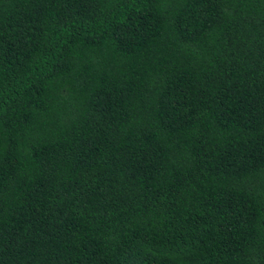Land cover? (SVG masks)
<instances>
[{
  "label": "trees",
  "instance_id": "1",
  "mask_svg": "<svg viewBox=\"0 0 264 264\" xmlns=\"http://www.w3.org/2000/svg\"><path fill=\"white\" fill-rule=\"evenodd\" d=\"M0 264H264V0H0Z\"/></svg>",
  "mask_w": 264,
  "mask_h": 264
}]
</instances>
